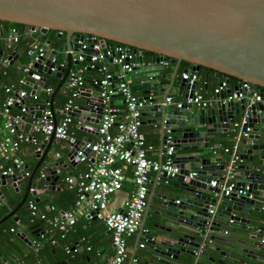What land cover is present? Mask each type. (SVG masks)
Returning <instances> with one entry per match:
<instances>
[{"label": "water", "instance_id": "95a60500", "mask_svg": "<svg viewBox=\"0 0 264 264\" xmlns=\"http://www.w3.org/2000/svg\"><path fill=\"white\" fill-rule=\"evenodd\" d=\"M0 21L23 23L42 34L48 29L55 30L57 36L63 32L66 66H58L54 71L46 69V65H52V56L62 49L50 48L48 40L44 45L47 56L44 66L33 63L34 68L59 79L50 96L44 99L50 109L53 95L67 86L72 63L68 50L74 49L83 35L97 38L101 53L110 48L112 42L136 52V61L142 65L134 68L130 75L145 77L144 84L154 85L156 92L148 96L149 90H146L145 96L138 97L147 102L141 116H152L150 121L158 125L161 136L165 129L173 136V166L177 172L166 182L162 173L158 182L180 191L178 196H161L163 201L155 214L163 223L153 224L155 230L145 236L144 246L151 250L146 255L149 262L145 264H234L242 261L239 257L253 258L248 243L255 249H264V242H259L264 239L263 225H258L259 218L252 215L253 211L264 208V165L259 164L264 162V154H261L264 144L259 143L261 133L255 126L264 123V104L243 99L226 100L231 92L239 89L241 81L257 86L259 94H264V0H0ZM146 51L154 53L148 61ZM16 57L17 54L11 52L7 56L8 64ZM162 61L173 65L188 62L182 72L197 74L200 67L212 69L215 77L226 76V87L214 95L206 107L185 102L179 107L162 106L158 102L169 95L166 85L158 82ZM24 67L25 64L21 66ZM229 77L238 80L231 89ZM34 78L42 80L38 75ZM203 80L205 83L206 77ZM195 83L188 84L181 78L176 94L184 99L191 97ZM116 85L114 82L112 87ZM46 86L32 85L28 94L36 96ZM102 92L95 84L91 91L83 88L80 97L85 100L84 105L69 112L83 121V130L94 135L103 106ZM21 103L25 104L23 99ZM35 106L43 108L36 102L34 108L27 106L29 114L34 113ZM239 114L245 121L239 130L245 132L248 128V132L237 141L239 162L233 172L234 186L224 195L218 185H209L211 180L222 182L227 161V155L214 140L229 131ZM52 142L59 144V151L51 149ZM80 143L77 140L66 146L50 136L39 144L35 151L37 164L17 207L24 202L29 187L35 186L30 181L38 167L42 168L43 180L48 183L46 189H54L61 169L66 167L65 159L72 162ZM8 179L15 188L21 176L1 177L0 186ZM152 182L150 180L149 185ZM245 186V194L237 195ZM42 191L38 189L36 193ZM247 194L252 197L248 198ZM3 205L9 208L0 190V206ZM20 237L31 246L23 234ZM0 261H4L3 258L0 257Z\"/></svg>", "mask_w": 264, "mask_h": 264}, {"label": "built area", "instance_id": "2783aa9c", "mask_svg": "<svg viewBox=\"0 0 264 264\" xmlns=\"http://www.w3.org/2000/svg\"><path fill=\"white\" fill-rule=\"evenodd\" d=\"M30 30V32L36 31ZM18 38L17 28L8 25L7 34L5 36L0 35V43L10 50L13 44L18 42ZM44 45H46V42L39 38L30 40L28 46L31 50V58L25 64V67L21 68L22 76L7 84H2L0 78V88L4 94L0 103V178L28 175V171H25L24 162L18 155L22 144L30 143L36 151L39 149V144L47 141L50 136L62 141L66 146H71L77 140H80L81 143L78 144L72 162L82 163L84 168L75 174L61 177L63 187L74 191L72 205L66 210H56L51 205L49 206L51 213L46 214L42 211L38 212L35 201L32 197H29L27 200L29 221L33 219L40 220L46 225L45 232L54 231L62 239L73 228L81 212L90 213L110 233L112 255L107 264H139L136 258L128 256L126 239L132 235L139 236L141 242L137 246L142 248L145 244V236L150 232L141 223L149 182L150 180L158 181L162 173L165 174L166 179L164 181L166 182L177 172V168L173 166V136L169 130H164L160 137V145L154 147L152 144L145 142L144 135L139 129L141 111L146 101L139 99L131 92L128 85V76L134 68L142 64L136 61V52L124 44L112 42V46L101 53L98 39L83 35V38L77 41V46L68 50L72 63L71 70L67 74V93L65 100L56 110L60 118L55 120V112L46 106L47 101L40 102L43 105L42 109L35 106L33 114H29L27 105L21 103V99L29 93L23 86L32 89V85L38 84H33L30 80L35 79L34 77L38 74H47L45 71L33 67V63L44 66L43 61L47 58ZM52 49L56 50L55 48ZM94 50H98L97 53H94ZM107 58H110L109 62L116 65L117 69L115 72L106 71L101 78L93 81L95 85H99L103 89V106L96 125L95 137L90 140L77 139L69 130V125L72 122V116L69 112L79 108L76 100L80 97V93L84 88L82 74L89 69L102 70V63L108 60ZM50 62L52 65H46V69L49 71H54L58 66L64 67L63 60H56L54 55ZM1 63L0 77L6 75V70L3 67L8 64V59L1 60ZM161 64L165 66L168 63L162 61ZM114 77L115 80H113ZM180 77L185 79L188 84L196 82L198 79V75L192 72H182ZM114 82L117 84L116 88L112 87ZM225 87L226 82L222 78L217 86L213 88V96L218 95ZM238 88L237 91L231 92L226 100L232 98L243 99L249 103L260 101L264 104V94H259L258 89H255L252 84L241 81ZM43 90L46 94H49L52 88L47 85ZM18 91L20 94H17ZM115 92L120 93L124 101V109L121 115H118L117 109L109 104L110 97ZM184 102L206 107L210 100L203 97L194 87L191 97L175 100L172 96L167 95L158 103L162 106L179 107ZM34 104L31 105L33 108ZM36 111H38L37 116L34 115ZM26 114L30 115V121L26 120ZM244 122L241 119L231 125L230 131L232 132L234 144L231 147L223 148V152L227 155V161L221 184H218L215 180L209 182L210 186L221 185L224 195H228L234 186L233 172L239 162V155L235 151L236 144L248 132V128L245 132L239 130ZM77 124L79 125L78 122ZM151 151L159 152L160 160L150 159L148 152ZM127 171L130 172L132 188L127 194L124 209L109 211L107 210L109 196L121 188ZM150 172L153 176L150 175ZM43 177L44 175L40 171L37 179L41 180ZM224 183H227V185L224 186ZM246 189L247 186L242 190H238L237 195L245 194ZM28 193H31V195L35 193V186L29 187ZM247 197L251 198L252 195L247 194ZM261 224L264 233V219ZM43 234H40V237ZM259 242L263 243L264 239H260ZM73 251L68 246H64V253L67 256L66 264H76ZM261 262L264 264V249Z\"/></svg>", "mask_w": 264, "mask_h": 264}, {"label": "crops", "instance_id": "0c3cea01", "mask_svg": "<svg viewBox=\"0 0 264 264\" xmlns=\"http://www.w3.org/2000/svg\"><path fill=\"white\" fill-rule=\"evenodd\" d=\"M1 34L5 36L7 34L8 25L3 24L1 26ZM29 27L22 28L18 30L19 38L18 42L13 44L12 51L6 52L8 49L4 47L2 44L3 51H0V65H2L1 60H4L9 56V53L15 52L17 54L16 59L11 63L10 69L7 71L5 76H1L2 84H7L17 79V77L21 74V66L23 64L28 63L31 58L30 47L28 43L33 38H37L42 35L38 31L30 32ZM46 33V32H45ZM59 37V36H57ZM48 39H45V42ZM49 41V40H48ZM1 45V43H0ZM49 47H51L49 45ZM58 47H61V52L57 53L59 59L63 60V66H66L65 61V38L63 34L62 44ZM103 69L98 70H87L84 71L82 76L84 79V89L92 90V85H94L93 81L102 77L103 73L106 71L115 72L117 66L111 64L108 60L103 61L102 63ZM186 68V65L179 62L177 65L167 64L162 66L158 70V74L160 78L158 82L160 85H166L165 91L167 90V94L172 96L175 100L184 99L182 95H177L178 84L181 79L180 74L182 70ZM140 74V73H139ZM138 74V75H139ZM142 74V73H141ZM22 75V74H21ZM201 78L198 77L195 83V90H198L203 97L210 100V102L214 99L212 94L213 88H215L218 82L222 79L221 76L215 77L213 73L206 72L203 74ZM42 80L33 79L30 80L33 84L43 85L47 84L52 88L49 94H46L43 89H40L38 94L35 95H26L23 97V101L27 106H31L33 103L42 102L45 98H48L52 93L53 89L59 82V79L55 78V80L49 83L48 80H44L43 74H38ZM128 76V85L131 92L137 97L145 96L144 91L149 90L148 96H153L156 94L154 90V85L146 86L144 84L146 78L138 76L137 78ZM204 77H206V81L204 83ZM238 80L232 81L229 80V88L237 84ZM50 85H49V84ZM22 88V87H20ZM256 89V88H255ZM27 91H31V87L27 88ZM67 88L61 87L56 93L53 95L51 100V106L54 110V119L59 120L60 115L57 114V109L61 106L62 102L66 98ZM118 92H115L113 96L110 97V106L114 109H117V112H123L124 103L121 102L122 97L118 95ZM4 94L2 89L0 88V103L2 102ZM85 100L79 97L76 100V103L80 105H84ZM147 104V102H145ZM49 107V103L46 104ZM38 111H36L37 114ZM153 114V113H152ZM26 120L30 121L31 117L29 114L25 115ZM152 116H141V124L139 126L140 131L143 133L145 142L148 144H152L154 147H158L161 143V131L158 125H154L151 123L150 119ZM242 119V116L237 115L236 121L238 122ZM79 123V125L77 124ZM83 121L79 118H75L72 116V122L69 125V130L74 131L73 135L77 139H94L95 135L91 132L83 130L82 127ZM263 124H256L255 126L259 128L261 133V137L259 143L264 144V129ZM82 127V128H81ZM76 129V130H74ZM215 143L219 144V148L223 152L224 147L233 146L232 141V132L229 131L225 134H219L217 139L214 140ZM51 149L59 151V144L52 142L50 145ZM238 145L236 144L235 151L237 152ZM264 154V151L261 152ZM18 155L22 158L25 169L28 171V175L22 176L19 184L15 186H11V180H7L4 185L0 186L1 192L4 194L6 198V203L9 208L5 205L0 206V219L5 217L8 213L11 212L9 216H7L4 220L0 222V257L3 258L4 261H0V264H54L60 262V264H64V256L61 254H65L63 252L64 246H68L73 251L74 261L76 264H107L111 255H112V245L110 240V233L105 228V226L93 216H91L87 212H81L77 222H75L73 228L66 234L65 239L62 242H59L57 245L55 244V240H50L51 238L45 235L48 234L45 232L46 225L40 220L33 219L29 221L28 219V209H27V200L29 197H32L36 202V206L42 212L46 214H50L49 206H54L56 210H66L72 205V195L71 200L70 196H62L60 197L61 188L59 187L61 184V177L54 183V189H46L47 182L43 179H37L40 170L42 168L38 167L34 175L30 181V183L35 184V193L31 195V193H27L24 202L19 206L20 199L24 193V189L28 182V177L31 172L35 169L37 164V158L35 155L34 146L30 143L22 144L19 148ZM148 157L150 159L160 160L161 156L157 151L148 152ZM66 167L62 168L63 175H71L81 171L84 168V164L82 163H74L69 162L65 159ZM259 164L264 165V162H259ZM60 173V174H62ZM150 175L153 176L152 172ZM151 176V177H152ZM221 184V183H220ZM221 188V185H219ZM132 188V182L130 178V172L127 171L125 174V179L121 188L115 191L113 194L109 196V200L107 203V210L109 211H119L123 210L125 206V201L127 198V194L129 190ZM43 189L42 192L36 193V190ZM73 193V192H72ZM163 194H173L175 196L180 195V191L168 187L164 183H160L158 181L152 182L151 185H148V191L146 195V204L142 211L141 215V223L149 229L150 232L154 231L155 228L153 224L155 223H163L162 220L155 214L156 208L163 201L161 196ZM241 216L246 214L240 213ZM252 215L259 218L258 225L264 219V208L261 211H253ZM24 220V221H22ZM20 225H23L24 228L21 229ZM12 228V230H10ZM44 233V234H43ZM20 234H23V238H26L31 242V246H28L23 239L20 237ZM40 234H43L40 237ZM46 237H45V236ZM43 239V240H42ZM141 242V238L137 235H132L126 239L127 245V253L129 257H134L137 259L139 264H145L149 262V259L146 258V255L151 253V250L146 246L139 248L137 244ZM56 245V246H55ZM52 247L55 249H59L60 253L55 257L52 253ZM88 248V249H87ZM248 248L253 250V258L249 257H239L238 260H242L241 262L236 261L234 264H262L260 260V255L263 253V249H255L254 246L248 243ZM62 256V257H61ZM36 257V259H34ZM47 261V262H46ZM124 264V263H123Z\"/></svg>", "mask_w": 264, "mask_h": 264}, {"label": "trees", "instance_id": "16d2710c", "mask_svg": "<svg viewBox=\"0 0 264 264\" xmlns=\"http://www.w3.org/2000/svg\"><path fill=\"white\" fill-rule=\"evenodd\" d=\"M0 24H1V26H2L3 24H5V25H13V26H15V27L17 28V30H20V29H22V28L28 27L26 24H23V23H15V22H8V21H0ZM1 28H2V27H1ZM38 38H39L40 40H43V41H44L45 39H48V40H49V45H50L52 48L57 49L58 46L62 44V41H63V32L61 33V35H60L59 37H57V35H56V31H55V30L48 29V30L46 31V33L40 35ZM120 44H121V43H120ZM12 50H13V49H10V50H7L6 52H10V51H12ZM0 51L2 52L3 49L1 48ZM9 54H10V53H9ZM144 55H145L146 61H148V59H149L152 55H154V53L149 52V51H146V52L144 53ZM55 59H56V60L59 59L58 54L55 55ZM180 62H181L182 64L186 65V66L189 65V63L186 62V61H180ZM10 67H11V64H7L6 66L3 67V68L6 70V73H7V71L10 69ZM89 70H93V69H89ZM85 71H87V70H85ZM206 72L214 73V71H213L212 69L205 68V67H200L199 70H198V72H197V75H198V77L201 78L202 76H204L203 74L206 73ZM20 73L22 74L21 71H20ZM21 74H20L17 78H19L20 76H22ZM219 76H221L222 78H225V77H226V76L223 75V74H219ZM43 77H44V80H48L49 83H50L51 81L55 80L54 76L49 75V74H45V73H43ZM31 80H33V79H31ZM229 80L235 81V80H237V79L234 78V77H229ZM49 83H48V84H49ZM49 85H50V84H49ZM253 87H255V88L258 89V87L255 86V85H253ZM23 88H24L25 90H27L28 87H27V86H23ZM74 130H76V129H74ZM71 132L74 133V131H72V130H71ZM61 173H62V170H61ZM60 175L64 176L63 173L60 174ZM65 175H66V174H65ZM59 187L61 188V192H60V194L62 193V194L60 195V197L62 196V198H63L64 196H65V197H66V196H70V200H71L72 195H74V191L71 190V189H67V188L63 187L62 184H60ZM72 192H73V193H72ZM71 194H72V195H71ZM73 199H74V196L72 197V201H73ZM35 204H36V202H35ZM28 219H29V215H28ZM22 221H24V220H22ZM24 222H25V221H24ZM45 235H46L47 237L51 238L50 240H55V244H56V245H57L59 242H62V241L65 239V238L60 239V238L57 236V233L54 232V231H52V232H48V234L45 233ZM45 235H44V236H45ZM46 236H45V237H46ZM56 245H55V246H56ZM51 250H52V253L55 254L54 256H55V257H58L57 255L60 253L59 249H55L54 247H52ZM63 252H64V248H63ZM61 255L64 256V264H66V260H67V256H66V254H64V255L61 254ZM62 256H61V257H62ZM34 259H36V257H35ZM58 264H60V262H58Z\"/></svg>", "mask_w": 264, "mask_h": 264}, {"label": "rangeland", "instance_id": "374dc122", "mask_svg": "<svg viewBox=\"0 0 264 264\" xmlns=\"http://www.w3.org/2000/svg\"><path fill=\"white\" fill-rule=\"evenodd\" d=\"M29 61H30V60H29ZM29 61H28V62H29Z\"/></svg>", "mask_w": 264, "mask_h": 264}]
</instances>
